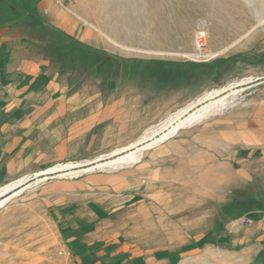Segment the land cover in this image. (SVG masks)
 <instances>
[{
	"label": "rangeland",
	"instance_id": "obj_1",
	"mask_svg": "<svg viewBox=\"0 0 264 264\" xmlns=\"http://www.w3.org/2000/svg\"><path fill=\"white\" fill-rule=\"evenodd\" d=\"M18 2L0 6L22 9ZM71 8L75 37L53 32L71 55L68 86L113 103L119 120L101 150L59 163L126 146L211 91L224 89L217 96L228 104L137 162L49 177L10 199L0 207V264H72L63 254L66 221L44 182L128 169L129 198L110 213L108 240L174 253L172 264H264L262 234L244 222L264 209V167L239 135L264 127V80L239 83L264 78V0H75Z\"/></svg>",
	"mask_w": 264,
	"mask_h": 264
},
{
	"label": "crops",
	"instance_id": "obj_2",
	"mask_svg": "<svg viewBox=\"0 0 264 264\" xmlns=\"http://www.w3.org/2000/svg\"><path fill=\"white\" fill-rule=\"evenodd\" d=\"M17 1L22 9L0 6V185L101 150L111 141L107 130L119 120L113 103L103 106L95 92L68 86L65 63L71 55L65 53L66 45H57L53 32L75 37L71 5L60 0ZM239 135L251 145L242 149L259 152L264 167V127ZM130 171L44 182V195L66 221L62 232L67 261L172 264L174 253L164 257L108 240L113 237L109 215L129 198L124 191ZM251 219L254 232L262 234L259 242H264V209L252 212Z\"/></svg>",
	"mask_w": 264,
	"mask_h": 264
},
{
	"label": "bare ground",
	"instance_id": "obj_3",
	"mask_svg": "<svg viewBox=\"0 0 264 264\" xmlns=\"http://www.w3.org/2000/svg\"><path fill=\"white\" fill-rule=\"evenodd\" d=\"M248 80L249 79H244L239 83L245 82L242 86L248 87L256 82L263 81L264 78L256 79L255 81ZM242 86H240V88H242ZM230 89L235 90L236 88ZM222 91L225 90L220 89L204 94L186 107L168 117H165V119L157 126L155 125L147 128L140 138L126 146L116 148L108 153H103L92 158H85L74 162L58 163L45 170L25 174L13 181L1 185L0 207L27 188L49 177L66 175L75 176L79 173L89 172L95 169H116L123 165L137 162L144 149L150 148L172 136L180 127L189 126L205 118L207 115L225 108L228 102L223 97L224 95L222 97L221 95L217 96V94Z\"/></svg>",
	"mask_w": 264,
	"mask_h": 264
},
{
	"label": "built area",
	"instance_id": "obj_4",
	"mask_svg": "<svg viewBox=\"0 0 264 264\" xmlns=\"http://www.w3.org/2000/svg\"><path fill=\"white\" fill-rule=\"evenodd\" d=\"M59 1V0H58ZM63 4H66V5H71V4H73L74 3V0H60ZM244 222H246V223H250L251 222V220L249 219V218H246L245 220H244Z\"/></svg>",
	"mask_w": 264,
	"mask_h": 264
}]
</instances>
